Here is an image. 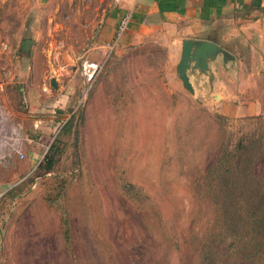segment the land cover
Wrapping results in <instances>:
<instances>
[{
	"label": "rangeland",
	"instance_id": "374dc122",
	"mask_svg": "<svg viewBox=\"0 0 264 264\" xmlns=\"http://www.w3.org/2000/svg\"><path fill=\"white\" fill-rule=\"evenodd\" d=\"M109 3L0 0V138L15 128L47 146L0 196V264H264V244L243 242L260 196L216 187L222 168L247 159L264 177V78L260 115L223 116L177 86L158 32L113 54L88 85L83 45ZM25 88L47 97L38 110Z\"/></svg>",
	"mask_w": 264,
	"mask_h": 264
},
{
	"label": "crops",
	"instance_id": "0c3cea01",
	"mask_svg": "<svg viewBox=\"0 0 264 264\" xmlns=\"http://www.w3.org/2000/svg\"><path fill=\"white\" fill-rule=\"evenodd\" d=\"M108 1L109 9H105L101 19L88 28L83 61L103 60L104 45L112 41L119 20L129 13V28L113 54L140 45L159 32L169 41L167 47L175 63V82L181 88L177 67L183 43L190 41L192 55L186 75L194 96L218 106L219 113L226 117L261 114L262 105L253 92L256 80L264 78V0ZM204 44L210 46L204 47ZM23 93L33 111L38 110L47 98L38 91L39 99L35 102L37 97L29 88ZM53 115L51 119H55L56 114ZM30 137L32 139L23 146V159L19 161L13 154L0 160V196L35 171L41 158L40 150L47 146Z\"/></svg>",
	"mask_w": 264,
	"mask_h": 264
},
{
	"label": "trees",
	"instance_id": "16d2710c",
	"mask_svg": "<svg viewBox=\"0 0 264 264\" xmlns=\"http://www.w3.org/2000/svg\"><path fill=\"white\" fill-rule=\"evenodd\" d=\"M241 149H245V146L239 144L235 148V151L239 152ZM55 157H56V150L55 147L51 145L48 149V152L43 158L44 169L46 171H49L54 166L56 162ZM245 161H247V164H245V167L241 169H234L232 165L222 168L225 175H222L217 179L216 187H219L220 188L219 190L222 192L240 189L242 190V192L251 191V192H255L260 196L259 200L257 201V207H258L256 211L257 221L255 220V223L250 226L249 231H247L246 234L244 235L246 240L243 239L244 240L243 242L249 241V239L251 238L253 241L256 240L257 243L261 242L264 244V177H259L258 173H256V168L258 167L257 163H254L255 167L253 168V162L251 160L247 159ZM232 170H237L238 172L235 173L236 176H233L235 181L233 180L230 184H228L226 182V179L223 178L228 173L230 175ZM250 245H251L250 242H248V244H245L242 247V250H240V252H238L237 251L238 248H236L235 249L237 251L236 255L247 257V254L244 250L246 248L251 247Z\"/></svg>",
	"mask_w": 264,
	"mask_h": 264
},
{
	"label": "built area",
	"instance_id": "2783aa9c",
	"mask_svg": "<svg viewBox=\"0 0 264 264\" xmlns=\"http://www.w3.org/2000/svg\"><path fill=\"white\" fill-rule=\"evenodd\" d=\"M131 21V15L129 13L125 14L119 20L114 38L109 43L104 45L105 54L104 58L100 62H89V61H82L80 65L81 75L84 78V81L91 85L99 73L101 72L105 62L111 57V55L115 52V50L119 46V41L121 37L126 33L129 28V24ZM61 127L66 124L67 120H62ZM13 135H10V138L2 140L0 138V160L4 159L10 155H17L19 158H23V145L28 141L19 135V133L14 128L12 130Z\"/></svg>",
	"mask_w": 264,
	"mask_h": 264
},
{
	"label": "water",
	"instance_id": "95a60500",
	"mask_svg": "<svg viewBox=\"0 0 264 264\" xmlns=\"http://www.w3.org/2000/svg\"><path fill=\"white\" fill-rule=\"evenodd\" d=\"M210 45L204 44V47H207ZM213 47V46H212ZM206 49V48H203ZM192 55V43L190 41H186L183 43V49L181 58L177 67V74L182 82L183 87L189 91L191 94L194 93L193 88L191 84L189 83L188 77L186 75V72L189 68V61ZM50 85L52 88L56 89L57 84L54 79L51 80Z\"/></svg>",
	"mask_w": 264,
	"mask_h": 264
}]
</instances>
